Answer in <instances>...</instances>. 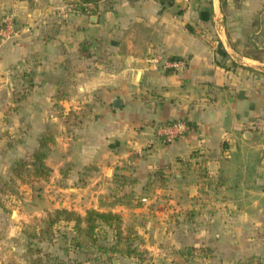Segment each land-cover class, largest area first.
I'll return each instance as SVG.
<instances>
[{
    "label": "crops",
    "instance_id": "1",
    "mask_svg": "<svg viewBox=\"0 0 264 264\" xmlns=\"http://www.w3.org/2000/svg\"><path fill=\"white\" fill-rule=\"evenodd\" d=\"M79 2L0 0V17L12 12L22 28L0 39V114L13 113L7 139L23 144L28 129L36 147L33 130L54 131L44 204L118 214L120 233L102 224L99 242L134 249L68 256L264 264V0ZM157 53L186 67L156 68L147 57ZM7 85H27L25 100L4 104ZM172 120L191 129L166 142L158 126ZM5 123L0 115V145ZM13 211L11 221L0 212V264L18 259L20 219L38 212Z\"/></svg>",
    "mask_w": 264,
    "mask_h": 264
},
{
    "label": "rangeland",
    "instance_id": "2",
    "mask_svg": "<svg viewBox=\"0 0 264 264\" xmlns=\"http://www.w3.org/2000/svg\"><path fill=\"white\" fill-rule=\"evenodd\" d=\"M27 87L28 86L25 85L21 87L23 89L22 91L14 90L12 92L10 86L7 85V88L4 92L5 101L3 103L12 104L13 102L18 103L20 100H25L24 96L21 93ZM19 94H21V96H18ZM0 115L6 122L5 128L3 129L5 134V142L3 145H0V148H2L5 153L4 157L2 158V161L4 162V173L0 175V212L2 213V215L4 214L3 216L11 221L13 218H15V213L13 210H16L17 208H20L21 211L23 210V212L28 215H32L35 210H37L38 212L40 210H43V215H40L38 212L35 213L32 221H25L24 219H20L22 235L19 240V249H14V251L19 254V257L17 260H8L7 264L10 262H14L17 264H29L28 261L30 248L41 250L43 253H49L50 255L55 256L59 260H61L63 264H78V260L74 259L71 256L69 257V252H66V248H73V244L70 240L72 231L71 229H68L66 227V223L60 222L56 224L50 231H48V233L41 231L48 228V224L46 222L48 219V213L52 212L55 209L54 208L50 211L48 209L50 205H48V203H46V205L44 204L45 201L48 202L47 199L49 198V195L52 194V191L45 190L47 184H45L42 180H48L50 177L46 179L33 177L31 174L32 166L27 168V171L23 174L22 177H18L13 173V167L18 160L32 159L33 153L38 147L40 138L48 131L49 136H51V139H53L52 141L54 142V131L50 129L33 130L32 135H37V137L33 136V139L35 138V140H37V144L35 147V144H32L30 139H28L29 130H22L24 133H26L24 135V137L26 138V142H23V144L14 145L12 141L7 139V137L12 136V134H10L11 128L9 127L8 123L12 122L13 113H3ZM52 141L50 143L51 145L53 143ZM28 155H31V157H28ZM22 186L31 188V192H28V189L21 188ZM36 205L37 208H35V210L32 208L33 210L28 213V210L31 208V206ZM8 221V224H6L5 226V232H8L10 234L11 229L8 228L10 224ZM102 240L107 241V237H102ZM106 241L102 244H106Z\"/></svg>",
    "mask_w": 264,
    "mask_h": 264
},
{
    "label": "trees",
    "instance_id": "3",
    "mask_svg": "<svg viewBox=\"0 0 264 264\" xmlns=\"http://www.w3.org/2000/svg\"><path fill=\"white\" fill-rule=\"evenodd\" d=\"M97 2V0H80L79 6H83L85 2ZM80 52L82 54H89L88 46L83 45ZM51 136H49V131L44 134L40 140L39 145L35 149L33 153V157L31 160H18L13 167V173L22 177L23 174L27 171V168L32 166L31 174L35 178H48L51 175L52 169L46 163V158L50 153L52 146H50ZM53 142V141H52ZM154 175L158 176L159 173L155 172ZM66 222L67 225L71 223V242L73 249L76 248H85L88 253H92V249L96 246L99 250L106 252L110 251H119L121 253H133L134 249L129 248H116L115 246H111L110 248L107 245L100 243L99 241L102 237L106 236V230L102 226V224H106V226H113L114 231L117 234L120 233V217L118 214L113 213L111 211H99L96 209H87L85 215H81L80 213L68 209L65 207L56 208L52 212L48 213L47 224L48 228L45 230H41L42 232L50 231L53 226L60 222ZM119 243V242H117ZM116 243V244H117ZM70 248H66V252H68ZM91 259L96 260L95 264H100L102 261L97 257H90ZM29 264H63L61 260L57 257L50 255L49 253H43L41 250L30 248L29 253ZM8 264H17L14 262H10ZM238 264H249V263H238Z\"/></svg>",
    "mask_w": 264,
    "mask_h": 264
},
{
    "label": "built area",
    "instance_id": "4",
    "mask_svg": "<svg viewBox=\"0 0 264 264\" xmlns=\"http://www.w3.org/2000/svg\"><path fill=\"white\" fill-rule=\"evenodd\" d=\"M173 2L189 3L191 0H171ZM22 28L19 27L16 18L12 12H6L0 17V39L14 40L16 39ZM23 30L30 31L29 26L23 27ZM147 62L156 68L162 67L173 70H183L186 67V60L184 58H166L163 54L157 53L147 57ZM191 127L185 120H172L162 123L158 126V133L164 141L171 142L178 137L184 135Z\"/></svg>",
    "mask_w": 264,
    "mask_h": 264
},
{
    "label": "water",
    "instance_id": "5",
    "mask_svg": "<svg viewBox=\"0 0 264 264\" xmlns=\"http://www.w3.org/2000/svg\"><path fill=\"white\" fill-rule=\"evenodd\" d=\"M122 104V100L120 98H116L113 102L114 107H119Z\"/></svg>",
    "mask_w": 264,
    "mask_h": 264
}]
</instances>
